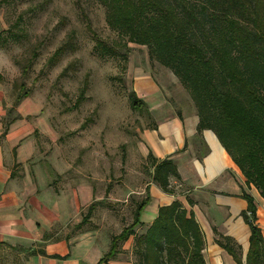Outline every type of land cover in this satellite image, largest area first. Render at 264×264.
<instances>
[{"label":"trees","instance_id":"16d2710c","mask_svg":"<svg viewBox=\"0 0 264 264\" xmlns=\"http://www.w3.org/2000/svg\"><path fill=\"white\" fill-rule=\"evenodd\" d=\"M8 1L1 0L0 7ZM97 2L105 10L108 29L117 37L111 45L95 37L100 56L119 57L123 51L122 56H127L129 44L146 47L150 61L172 72L189 95L199 119L198 133L212 131L245 177L247 187H255L264 199V0ZM0 39L20 42L24 34L15 24L0 33ZM73 49L69 38L48 63L56 64ZM14 87L19 91L15 104L29 96L27 91L22 93L24 84ZM87 88L86 81L74 109L85 101ZM128 99L133 110L145 109L133 90ZM148 159L154 167L153 182L165 193L175 194L170 179L180 177L174 161H158L152 154ZM243 198L248 209L242 216L251 230L245 264H264V240L255 224L254 199L248 193ZM149 202L147 191L135 205L131 224L112 236L109 251L98 264H108L120 252V243L131 237L135 238L132 253L136 264H206L204 234L179 201L161 207L146 231L137 234ZM99 205L93 202L89 206L80 225H85ZM215 235L216 243L237 264H243L237 252L241 248L231 239Z\"/></svg>","mask_w":264,"mask_h":264},{"label":"rangeland","instance_id":"374dc122","mask_svg":"<svg viewBox=\"0 0 264 264\" xmlns=\"http://www.w3.org/2000/svg\"><path fill=\"white\" fill-rule=\"evenodd\" d=\"M15 24L24 39L7 43L0 39V84L13 103L19 94L14 86L24 84L22 93L29 92L41 106L43 123L34 166L44 178L45 171L52 170L48 177L53 178L56 192L72 179L93 187L101 205L85 225H79L87 207L78 225L71 222L66 231L73 234L83 226L88 232L97 231L100 243L111 242L131 224L135 205L142 199V181L148 180L151 169L138 146L140 131L151 127L152 121L147 108L132 109L128 95L136 72L156 74L162 69L150 61L146 47L135 44L128 45L127 56H122L124 51L119 57L100 56L95 37L109 45L117 37L108 29L105 10L97 0H10L0 7V33ZM69 38L74 49L50 65L49 58ZM86 81V99L74 109ZM136 231L140 235L146 229ZM130 240L133 246L135 238ZM125 244L120 243V251ZM237 252L243 257V249ZM121 253L136 264L132 250ZM28 257L27 250L0 245V264H28Z\"/></svg>","mask_w":264,"mask_h":264},{"label":"crops","instance_id":"0c3cea01","mask_svg":"<svg viewBox=\"0 0 264 264\" xmlns=\"http://www.w3.org/2000/svg\"><path fill=\"white\" fill-rule=\"evenodd\" d=\"M161 69L156 74L144 69L135 73L133 91L152 121L140 131L138 149L143 158L152 154L158 161L172 159L180 178L170 179L175 194H167L153 182L151 164L150 177L141 185V198L147 191L150 195L142 227L152 224L161 207L179 201L204 234L206 264H237L216 243L215 232L244 250L239 258L245 264L251 230L242 216L248 209L243 195L254 199L255 224L263 240L264 199L255 187H247L216 135L209 130L198 133L199 119L189 95L172 72ZM42 123L40 104L30 96L15 104L0 84V244L27 250L28 264H98L111 242L100 243L99 233L83 226L73 234L66 231L97 202L94 188L72 179L56 192L48 177L52 170L42 176L34 166ZM128 241L121 251L131 252L133 240ZM121 251L108 264H133Z\"/></svg>","mask_w":264,"mask_h":264}]
</instances>
